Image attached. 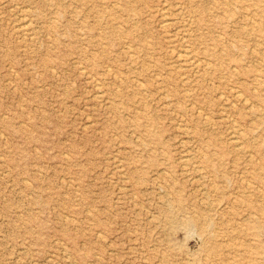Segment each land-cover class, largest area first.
<instances>
[{"label": "rangeland", "instance_id": "rangeland-1", "mask_svg": "<svg viewBox=\"0 0 264 264\" xmlns=\"http://www.w3.org/2000/svg\"><path fill=\"white\" fill-rule=\"evenodd\" d=\"M228 1L0 0V264H264V11Z\"/></svg>", "mask_w": 264, "mask_h": 264}, {"label": "bare ground", "instance_id": "bare-ground-1", "mask_svg": "<svg viewBox=\"0 0 264 264\" xmlns=\"http://www.w3.org/2000/svg\"><path fill=\"white\" fill-rule=\"evenodd\" d=\"M256 1H258L259 3H261L262 4V6H261V9L264 11V0H256ZM215 2L217 3V4H222V3H227V2H229L228 0H215ZM157 6V5H156ZM23 10V9H22ZM25 10H29L28 8H26ZM30 11V10H29ZM170 11H171V9H170ZM169 7L168 6H165V7H163L162 8V16L163 17H165L164 19H163V22H162V26L163 27H167L168 25H169ZM20 17H22V16H20ZM25 17H27L26 15H25ZM25 17H23V22H22V30H29L30 29V23L31 22H28V20L26 21L24 18ZM29 19V18H28ZM20 20H21V18H20ZM29 21H30V19H29ZM19 22V21H18ZM198 22H199V24L201 25V23H202V18H198ZM18 24V23H17ZM33 24V23H32ZM20 25V24H19ZM18 25V26H19ZM20 28V27H19ZM258 31H263L264 30V27H263V25H262V23L260 22V23H257L256 24V27H255ZM33 30L35 31V29L33 28ZM246 31H249V30H246ZM22 34H24V33H22ZM30 35H32V33L30 34ZM24 36H27V35H24ZM31 37V36H30ZM173 37V36H172ZM201 37H203V36H200V38ZM201 40V39H200ZM127 44V43H126ZM183 46H186V47H184V48H182ZM182 49L180 48V49H178L177 50V52H176V54L174 55V57H175V59L173 60L174 62H175V66L177 67V68H179V69H181V70H188V69H190V70H195V69H200V67H201V64H200V59L198 58V55H197V53L194 51V49L191 47V45L190 44H187V45H182ZM132 53V52H131ZM215 53H218V48H217V46L214 48V49H212V50H208V54L209 55H214ZM258 59V58H257ZM173 61H172V63H173ZM233 66V65H232ZM111 67V66H110ZM234 70H235V67H234ZM237 71V70H236ZM184 73V77H183V83L184 84H189V82H190V79H189V77H188V74L187 73H185V72H183ZM183 73H181V74H183ZM138 79V78H137ZM211 79V78H210ZM101 82V81H100ZM97 85V84H96ZM98 86V85H97ZM96 86V87H97ZM230 86V85H229ZM237 87V86H236ZM255 87V86H254ZM254 89H256V88H254ZM144 90V89H143ZM97 92V91H96ZM238 92V91H237ZM103 93V92H102ZM136 93V92H135ZM165 93V92H164ZM235 93V92H234ZM97 94V93H96ZM95 94V95H96ZM223 94V93H222ZM100 95V94H99ZM235 95L236 96H238V97H241L240 96V94H236L235 93ZM97 96V95H96ZM95 96V97H96ZM98 97V96H97ZM228 97V96H227ZM260 97H262L261 95H260ZM244 100V99H243ZM242 100V101H243ZM249 100V99H248ZM244 101H247V100H244ZM248 102V101H247ZM191 103H192V101H191ZM233 104V103H232ZM106 105V104H105ZM250 105H251V103H250ZM253 107V106H252ZM254 108V107H253ZM137 109V108H136ZM197 109H200V107H198ZM247 109V108H246ZM141 110V109H140ZM200 111V110H199ZM205 115H206V113H205ZM204 115V116H205ZM231 117H232V115H231ZM233 120V119H232ZM184 126V125H183ZM179 127V126H178ZM185 127V126H184ZM230 129V128H229ZM243 131V130H242ZM133 132V131H132ZM232 134H233V138H237L238 136V130H234L233 132H231ZM116 135V134H115ZM137 138V137H136ZM188 138V137H187ZM233 138H230V140L231 139H233ZM235 141V140H234ZM236 142V141H235ZM184 144V143H183ZM242 144L240 143V146H241ZM235 147H236V145H235ZM239 147V146H238ZM186 149H188V148H186ZM189 150V149H188ZM185 156V155H184ZM184 156H183V158H184ZM192 156V155H191ZM187 157V156H186ZM182 158V157H181ZM182 160V159H181ZM184 160V159H183ZM121 168H123V167H121ZM200 169V168H199ZM204 174V173H203ZM123 175V174H122ZM125 176V175H124ZM195 176V175H194ZM258 177H259V180L260 181H262V183L264 184V177H262V176H260V175H257ZM247 181H248V179H247ZM204 190V189H203ZM205 191H206V188H205ZM204 191V192H205ZM153 213V212H152ZM67 217V216H66ZM103 237V236H102Z\"/></svg>", "mask_w": 264, "mask_h": 264}]
</instances>
